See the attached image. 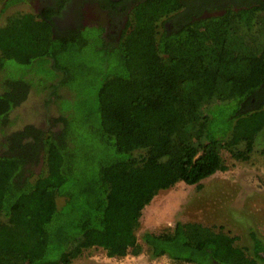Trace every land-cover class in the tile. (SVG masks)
Returning <instances> with one entry per match:
<instances>
[{
	"label": "trees",
	"instance_id": "obj_1",
	"mask_svg": "<svg viewBox=\"0 0 264 264\" xmlns=\"http://www.w3.org/2000/svg\"><path fill=\"white\" fill-rule=\"evenodd\" d=\"M21 1L5 0L2 11ZM229 1L222 15L172 29L162 17L182 2L144 1L111 46L99 32L56 33L55 7L6 16L0 264H71L92 247L118 258L148 249L183 264H264V239L254 232L251 253L238 236L199 222L139 231L160 191L180 181L200 185L227 169L224 150L243 159L264 140V0ZM83 47L100 53L99 70L84 65ZM38 60L57 75L44 88L69 94L56 97L58 129L28 124L8 132L10 113L38 85L25 73L37 72ZM77 76L93 91L92 103L80 107V88L69 86Z\"/></svg>",
	"mask_w": 264,
	"mask_h": 264
},
{
	"label": "rangeland",
	"instance_id": "obj_2",
	"mask_svg": "<svg viewBox=\"0 0 264 264\" xmlns=\"http://www.w3.org/2000/svg\"><path fill=\"white\" fill-rule=\"evenodd\" d=\"M4 3L5 0H0V24L4 22L6 16L15 12H34L33 5L36 0L32 5L28 1H21L2 11ZM85 33L96 35L93 28L87 29ZM80 54L87 69H91L93 72L95 69H100L102 59L98 51L91 47H83ZM36 62L40 67L37 68V72L25 71V73L30 79L36 76L38 85L33 86L35 91H31L25 102L10 113L9 118L13 123L8 127V132L19 130L28 124L43 129H58V125L54 124L55 119L60 115L59 107L55 102L56 97L69 94L63 88H59L57 94L54 90L48 92L44 88L45 80L52 82L57 75L49 73L47 64H42L39 60ZM26 69L30 70V66H26ZM40 77L43 78L42 86L39 82ZM78 78L79 76L74 77L73 81L69 80V86L75 93L80 88V95L75 101L76 105L80 107L82 104L92 103L93 91L79 84L81 79ZM50 96L52 99L47 102ZM63 103L70 105L69 100H64ZM2 139L4 136L3 133H0V141ZM4 150L3 147H0V151ZM223 155L227 169L207 177L200 185L180 181L174 187L160 191L143 210L139 231H171L178 221L199 222L212 226L216 230L222 229L238 236L237 244L248 247L252 253V232L264 239V140L254 145L243 159L232 157L226 150L223 151ZM43 163L41 161L39 165L32 167L36 175L43 170ZM36 175L32 178H35ZM71 264L183 263L175 262L167 255L153 257L148 249H145L140 255H127L118 258L110 257L102 248L92 247L86 249Z\"/></svg>",
	"mask_w": 264,
	"mask_h": 264
},
{
	"label": "flooded vegetation",
	"instance_id": "obj_3",
	"mask_svg": "<svg viewBox=\"0 0 264 264\" xmlns=\"http://www.w3.org/2000/svg\"><path fill=\"white\" fill-rule=\"evenodd\" d=\"M28 1L30 5L33 0ZM147 0H36L34 12L42 13L48 7L58 8L59 13L52 15L54 31L87 30L99 32L106 44L119 42L130 27L135 8ZM232 1V0H231ZM181 8L162 17L166 26L174 28L180 23L194 22L200 18L222 15L227 11L229 0H180ZM36 6V9H35ZM111 46V45H110ZM264 255V253H262ZM217 262V261H216ZM217 264H219L217 262Z\"/></svg>",
	"mask_w": 264,
	"mask_h": 264
}]
</instances>
